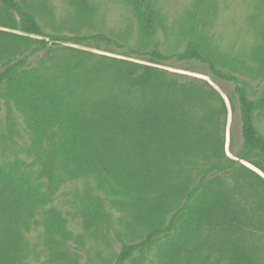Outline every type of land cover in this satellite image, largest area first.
I'll return each mask as SVG.
<instances>
[{
    "label": "trees",
    "instance_id": "1",
    "mask_svg": "<svg viewBox=\"0 0 264 264\" xmlns=\"http://www.w3.org/2000/svg\"><path fill=\"white\" fill-rule=\"evenodd\" d=\"M129 1L144 31L153 34L159 20L150 1ZM0 9L2 25L22 32L0 30V45L5 51L8 46L27 51L14 63L12 58L7 60L0 71V86L5 87V99L24 116L35 143L48 139L49 145L45 157L38 160L39 170L23 160L0 164V264H29L33 250L28 235L38 225L43 226L48 244L62 247L71 239L66 221L50 206L61 184L85 180L106 195L144 203L168 187L171 165L183 162L181 155L190 150L191 137L201 138L198 151L205 147L202 128L191 122V114L197 108L204 111L200 101L216 92L207 94L195 83H180L167 71L131 62L127 71L107 74V83L100 88L88 84V95L77 104L71 88L52 84L35 69L18 70L35 53L47 49L49 42L34 36H50L18 0H0ZM63 39L113 42L102 34ZM149 55L156 63L199 61L215 77L233 83L243 147L237 159L229 158L216 139V162L202 171L195 188L188 190V184L184 185L183 206L143 241L124 244L117 264H126L158 242L151 264H264L252 239L253 229L264 228V178L241 164L245 161L264 172V136L254 124L264 99L251 100L238 77L219 70L216 60L202 54L195 41L180 53L164 55L154 50ZM214 112L227 117L228 109L223 104ZM101 213L94 210L90 215L98 219Z\"/></svg>",
    "mask_w": 264,
    "mask_h": 264
},
{
    "label": "rangeland",
    "instance_id": "2",
    "mask_svg": "<svg viewBox=\"0 0 264 264\" xmlns=\"http://www.w3.org/2000/svg\"><path fill=\"white\" fill-rule=\"evenodd\" d=\"M18 1L35 15L44 33L50 36H34L48 41L47 49L35 53L18 70L35 69L52 84L71 88L77 104L87 94V86L100 88L103 82L107 83V74L113 76V72L127 71L131 62L167 71L180 83H195L207 94L216 92L205 102L200 101L204 111L197 108L191 114V122L202 128L205 147L198 151L196 146L201 138L191 137L190 150L181 155L183 162L171 165L168 187L153 193L144 203L140 199L106 195L93 182L85 180L63 183L50 206L66 221L71 239L62 247L48 244L41 225L28 235L33 250L29 264H117L124 244L143 241L152 229L168 223L183 206L187 196L184 185L188 184V190L195 188L202 171L216 162L213 150L216 139L223 144L229 158L237 159L243 147L234 84L215 77L208 65L199 61L173 59L156 63L149 53L158 50L164 55H173L183 52L189 42L195 41L202 54L216 60L219 70L238 77L251 100H263L264 0H149L159 20L153 34L144 31L129 0ZM3 14L0 9V30L22 34L2 25ZM98 34L106 35L113 42L77 43L63 39ZM26 52L23 49L17 52L10 46L5 51L0 45V71L9 58L14 63ZM4 92L5 87L0 86V164L23 160L29 168L39 170L42 164L38 160L49 150L48 139L35 143L24 116L12 101L5 99ZM223 104L228 109L227 117H218L214 110ZM254 124L264 136V107L256 110ZM241 164L264 178V172L245 161ZM94 210L103 212L98 219L90 215ZM252 232L259 260L264 262V228ZM159 244L145 253H136L126 264H151Z\"/></svg>",
    "mask_w": 264,
    "mask_h": 264
}]
</instances>
